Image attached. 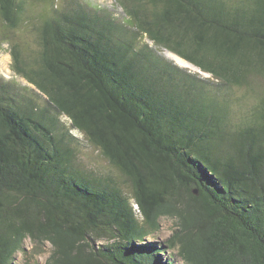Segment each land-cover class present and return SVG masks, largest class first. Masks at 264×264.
I'll return each instance as SVG.
<instances>
[{
  "label": "trees",
  "instance_id": "16d2710c",
  "mask_svg": "<svg viewBox=\"0 0 264 264\" xmlns=\"http://www.w3.org/2000/svg\"><path fill=\"white\" fill-rule=\"evenodd\" d=\"M115 3L123 19L0 0V45L47 100L0 83V264L27 239L52 245L46 264H264V0ZM28 24L33 47L15 40ZM240 91L254 102L237 122ZM62 115L130 194L82 167Z\"/></svg>",
  "mask_w": 264,
  "mask_h": 264
},
{
  "label": "rangeland",
  "instance_id": "374dc122",
  "mask_svg": "<svg viewBox=\"0 0 264 264\" xmlns=\"http://www.w3.org/2000/svg\"><path fill=\"white\" fill-rule=\"evenodd\" d=\"M90 4L99 8L111 9L119 18L123 17V9L116 5L115 0H86ZM44 6L40 7L42 10ZM123 19V18H122ZM3 29V25L0 21V30ZM15 40L22 41L25 45H29L31 47L36 44V33L32 30L31 25L22 26L15 34ZM165 48H161V54L165 55L167 58L174 60L175 59L166 55ZM178 63V62H177ZM188 63V62H187ZM180 64V63H178ZM12 58L10 54V45L9 43H4L0 45V83L4 81L11 82L16 85L25 86L28 88V93L32 96H35L41 105H45L47 103L46 97L43 95H35V87L31 85L26 79L17 75L12 70ZM183 67L189 68L191 71H197V67L193 65H183ZM203 76L209 77L210 74L202 73ZM242 95V101L237 107V115L235 113L234 119L237 122H240L245 116H248L250 112L251 106L254 102V99L251 98L248 94L244 96V91H240L238 95ZM244 101V103H243ZM61 121L67 127L71 128V134L76 138L74 140L73 146L76 148L77 152V160L80 162L83 168L87 171H93L94 174L98 177H102L104 179H111V182L116 184L118 188L122 189L125 193L130 194L132 191L131 185L129 181L108 161L101 155L100 151L89 144L85 138L84 133L80 132L78 129L71 127V120L66 116L62 115L60 117ZM71 143V144H72ZM175 227V220L169 217L161 218V229L154 236H149L148 239L155 240L158 242H164L169 236H171L173 229ZM25 246L27 248V253L23 254L22 252L18 253L15 264H46V261L52 251V245L48 242L45 245H35L30 239H27L25 242ZM163 258H166V255H162ZM179 264H182L179 261Z\"/></svg>",
  "mask_w": 264,
  "mask_h": 264
},
{
  "label": "bare ground",
  "instance_id": "6f19581e",
  "mask_svg": "<svg viewBox=\"0 0 264 264\" xmlns=\"http://www.w3.org/2000/svg\"><path fill=\"white\" fill-rule=\"evenodd\" d=\"M166 55L171 57V58H173V59H175L180 64L189 65V66L191 65V63H189V62L187 63V61H185L184 59L180 58L179 56L171 53L170 51H166ZM61 124H64V123L61 121Z\"/></svg>",
  "mask_w": 264,
  "mask_h": 264
},
{
  "label": "clouds",
  "instance_id": "9594fccd",
  "mask_svg": "<svg viewBox=\"0 0 264 264\" xmlns=\"http://www.w3.org/2000/svg\"><path fill=\"white\" fill-rule=\"evenodd\" d=\"M148 42H150V44H152V42L151 41H149L148 39H146ZM172 53V52H171ZM174 54V53H173ZM180 65V64H179ZM192 65V64H191ZM194 66V65H193ZM199 70V69H198ZM200 71V70H199ZM200 72H202V71H200ZM204 73V72H203Z\"/></svg>",
  "mask_w": 264,
  "mask_h": 264
}]
</instances>
